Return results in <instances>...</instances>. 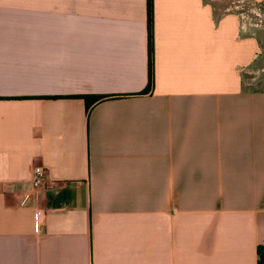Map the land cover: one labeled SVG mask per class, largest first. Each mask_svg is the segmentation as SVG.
I'll return each mask as SVG.
<instances>
[{
  "label": "crops",
  "instance_id": "obj_1",
  "mask_svg": "<svg viewBox=\"0 0 264 264\" xmlns=\"http://www.w3.org/2000/svg\"><path fill=\"white\" fill-rule=\"evenodd\" d=\"M219 10L152 0L145 91L146 0H0V264H258V40Z\"/></svg>",
  "mask_w": 264,
  "mask_h": 264
},
{
  "label": "rangeland",
  "instance_id": "obj_2",
  "mask_svg": "<svg viewBox=\"0 0 264 264\" xmlns=\"http://www.w3.org/2000/svg\"><path fill=\"white\" fill-rule=\"evenodd\" d=\"M220 7L219 12L230 9L241 14L247 25L252 26L253 36L258 40V57L249 74L243 75L246 88L264 89V12L250 0H207ZM226 7V9H224Z\"/></svg>",
  "mask_w": 264,
  "mask_h": 264
},
{
  "label": "trees",
  "instance_id": "obj_3",
  "mask_svg": "<svg viewBox=\"0 0 264 264\" xmlns=\"http://www.w3.org/2000/svg\"><path fill=\"white\" fill-rule=\"evenodd\" d=\"M147 11V30H148V83L147 91L153 83V66H152V0H146ZM87 104L95 103L104 99L102 96H80ZM258 264H264V254L262 249L258 250Z\"/></svg>",
  "mask_w": 264,
  "mask_h": 264
},
{
  "label": "built area",
  "instance_id": "obj_4",
  "mask_svg": "<svg viewBox=\"0 0 264 264\" xmlns=\"http://www.w3.org/2000/svg\"><path fill=\"white\" fill-rule=\"evenodd\" d=\"M45 184V171L42 167H34L31 177V185L33 189H38ZM28 198V195L24 196L23 202ZM45 211L37 208L36 209V223H35V232L38 233L42 226L44 225Z\"/></svg>",
  "mask_w": 264,
  "mask_h": 264
}]
</instances>
